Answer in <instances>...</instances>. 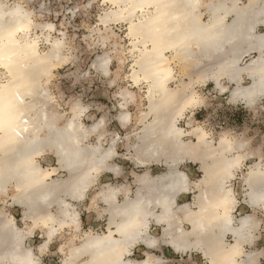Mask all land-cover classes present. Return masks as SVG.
I'll return each instance as SVG.
<instances>
[{
    "label": "bare ground",
    "instance_id": "1",
    "mask_svg": "<svg viewBox=\"0 0 264 264\" xmlns=\"http://www.w3.org/2000/svg\"><path fill=\"white\" fill-rule=\"evenodd\" d=\"M103 1L111 5L99 23L106 32L111 23H127L133 54L128 77L134 86L145 88L146 109L136 120L141 126L135 132L136 165L161 163L165 169L156 175L136 174L133 195L129 187L105 184L93 199L104 205L107 231L86 233L79 244H70L64 264H163V258L152 252L160 244L175 251L199 250L207 264L253 263L257 253L243 247L252 242L256 219L247 213L233 218L237 199L227 184L245 158L238 152L241 143L223 135L215 144L202 127L186 130L176 122L201 103L195 89L200 82L210 81L223 91L225 80L232 85L228 100L248 107L264 97V31H258L264 27V0ZM52 25H38L20 3L0 0V194L13 191L12 203L23 207L24 219L32 222L23 231L1 210L0 264H39L32 248L24 245L25 236L39 227L49 238L64 227L78 230L77 204L103 172L118 171L110 162L115 141L106 148L98 144L102 120L83 125L84 107L78 101L71 104L64 122L61 118L66 115L52 107L48 80L53 69L68 60L64 40L48 33ZM43 42L46 49L41 50ZM254 52L258 56L241 64ZM109 63L110 57L103 54L92 67L108 74ZM244 77L248 84L242 82ZM120 95L124 108L133 94L124 89ZM117 119L126 125L129 112L120 111ZM93 132L99 133L97 143L88 140ZM184 135L195 140L185 141ZM48 152L56 158V166L43 168L38 159H48ZM186 160L198 162L203 172L193 183L179 168ZM60 171L65 175L53 179ZM244 181L245 201L264 207L261 162L251 165ZM193 189L192 203L178 202ZM152 225L160 227L161 238ZM139 244L145 247L144 257L133 259L132 250Z\"/></svg>",
    "mask_w": 264,
    "mask_h": 264
},
{
    "label": "rangeland",
    "instance_id": "2",
    "mask_svg": "<svg viewBox=\"0 0 264 264\" xmlns=\"http://www.w3.org/2000/svg\"><path fill=\"white\" fill-rule=\"evenodd\" d=\"M5 1L8 4L20 3L25 9L31 11L32 19L38 25L53 24L54 29L48 30V33L52 37L62 38L65 42L63 50L68 56V60L53 69L47 84L54 111L66 115L61 118V121H66V118L70 116L71 104L78 101L84 107L80 117L83 125L90 126L102 120L99 127L101 142L98 144L106 148L112 140L117 142V145L114 142L115 154L110 162L118 167V171L105 172V176L109 175L110 177H102L99 182L97 181L98 183L88 190L85 200L77 204L80 213L79 229L75 230L74 226L64 227L58 229L49 238L44 233L45 229L39 227L34 228L30 235L25 236L24 245L32 248L39 264H64L65 259L69 256L70 244H79L86 233L99 234L107 231V215L102 212L104 205L99 200L94 202L93 199L105 184L109 183L113 187L120 188L129 187L130 195H133L137 187L136 174L145 172L156 175L164 170L165 166L161 163H151L146 167L136 165L135 145L137 141L133 132L137 130L135 123L139 111L146 109L145 88L134 86L131 78L128 77L133 54L129 52L130 38L126 34L127 23L121 21L109 24L108 32L112 34L104 42L103 38L108 35V32L99 23V16L105 10L110 9L111 3L103 0ZM242 1L246 2L247 0ZM258 30L262 32L264 27L260 26ZM37 33H41L40 28H37ZM40 48L41 50L46 49V44L40 43ZM103 54L110 57L109 74H101L99 70L92 67L94 59ZM257 54L254 52L251 53L253 56H245L241 64H245ZM175 69L180 72L178 66ZM222 82L227 86L223 91L215 88L210 81L197 83L195 89L202 99L201 103L192 107V110L189 108L185 111L183 117L178 118L176 123L186 130L194 126L202 127L215 144L223 135L233 142L241 143L242 149L238 152L244 154L245 158L241 166L234 171V177L227 183L230 184L237 198V203L232 209V216L234 219H238L247 213L255 217L256 226L251 232L253 241L246 243L243 248L247 252L257 253L256 263L264 264V207H249L244 211L245 213L241 211L240 207L243 205V201L247 206L244 178L248 170L256 162H261L264 167V97L259 98L252 107H248L240 101L231 102L228 100V95L232 85L225 80ZM242 82L248 84L249 79L244 77ZM124 89L132 92L133 99L128 102L126 107L121 108L120 103L123 98L120 94ZM120 111L129 112L130 127L126 128L119 124L117 116ZM131 133L134 135L132 138L128 136ZM183 139L185 141L195 140L191 135H184ZM90 141L92 143L93 139ZM133 154L134 158H132ZM45 157L48 159L43 157L38 159L43 168L56 166V158L52 153L48 152ZM183 164H180L179 168L187 172L192 183L202 177L203 172L197 163L186 160ZM64 175L65 173L60 171L57 175H53V179ZM12 193L13 191L8 189L4 195L0 194V212L2 210L8 216L13 217L17 226L23 231H27L32 222L24 219L23 207L12 203ZM194 194L195 190H190L182 194L178 202L192 203ZM119 195L121 199L123 194L119 193ZM55 209L53 207L52 211L55 212ZM184 226L188 227L185 224ZM151 229L157 231L161 238L160 227L152 225ZM226 240L231 242L232 237L227 236ZM44 242H47L46 246L40 249L39 246ZM137 246L141 247L142 245ZM161 247L166 248L167 246L162 244ZM169 249L172 251L171 248ZM152 250L153 253H160L157 248ZM142 257L131 255L133 259ZM245 264L253 263L245 262Z\"/></svg>",
    "mask_w": 264,
    "mask_h": 264
},
{
    "label": "crops",
    "instance_id": "3",
    "mask_svg": "<svg viewBox=\"0 0 264 264\" xmlns=\"http://www.w3.org/2000/svg\"><path fill=\"white\" fill-rule=\"evenodd\" d=\"M259 31V30H258ZM109 74V73H108ZM121 100H122V98H121ZM129 102V101H128ZM119 124H120V122H119ZM136 124V123H135ZM130 125H131V121L129 122V123H127L126 125H124V127H130ZM135 127L137 128V130L136 131H134L133 133H135V132H137L140 128H141V126L140 125H135ZM133 133H131L130 135H128V136H130L131 138L132 137H134V135H133ZM98 138V134H96V133H92V134H90V136L88 137V140L90 141L91 139H93V142L92 143H97L99 140L97 139ZM91 142V141H90ZM116 145H117V142H116ZM116 145H115V147H116ZM132 151H133V149H132ZM136 157V156H135ZM132 158H134V154H133V156H132ZM190 162H193V161H190ZM195 163H197L198 165H199V163L198 162H196V161H194ZM157 164H159V163H157ZM200 170V169H199ZM163 171V170H162ZM189 172H190V170H188ZM201 171V170H200ZM110 173V172H109ZM108 173V174H109ZM105 174L106 173H102L99 177H98V179L100 180L102 177H110L109 175L108 176H105ZM104 175V176H103ZM114 175V174H113ZM122 176V175H121ZM99 180H97L98 182H99ZM231 180V179H230ZM229 180V181H230ZM98 182H96V184L98 183ZM122 188V187H121ZM245 190H246V188H245ZM237 199V198H236ZM247 203V206L245 205V202L243 201V205H241L240 207H241V211H245L246 209H248L249 207H261L260 205H257V206H251V204L250 203H248V202H246ZM245 213V212H244ZM241 217V216H240ZM187 225L186 224V222L184 221L183 222V225ZM188 227V229H189V225H187ZM185 227V226H184ZM186 228V227H185ZM231 237V236H230ZM252 241H253V236H252ZM246 243H251V242H246ZM246 243H244V245L246 244ZM164 245V244H163ZM162 246V244L160 245V248L158 249V250H160V253L159 254H157V255H159V256H161L162 258H163V264H200V263H203V264H207V259L205 258V256L202 254V252L201 251H199V250H193V251H175L173 248H171V247H169L168 245H165V246H167L166 248H164V247H161ZM138 247V248H137ZM169 248H171V250L172 251H170V249ZM143 249H145V247L142 245L141 247H139V246H136L135 248H133V250H132V252H133V254L135 255V256H137V257H142L143 256V254H144V250ZM151 252V251H150ZM152 252H153V250H152ZM176 252V253H175ZM178 252V253H177ZM181 252V253H180ZM253 252V251H252ZM135 253H138V254H135ZM155 253V252H154ZM253 253H255V252H253ZM156 254V253H155ZM144 257V256H143ZM136 259V258H135ZM258 259V258H257ZM201 260H203V261H201ZM245 262H247V261H245ZM257 262V260L256 261H254L253 262V264H257L256 263Z\"/></svg>",
    "mask_w": 264,
    "mask_h": 264
},
{
    "label": "snow or ice",
    "instance_id": "4",
    "mask_svg": "<svg viewBox=\"0 0 264 264\" xmlns=\"http://www.w3.org/2000/svg\"><path fill=\"white\" fill-rule=\"evenodd\" d=\"M101 67L103 68V67H104V65H101ZM167 75H168V74L166 73V74H165V78H167Z\"/></svg>",
    "mask_w": 264,
    "mask_h": 264
}]
</instances>
